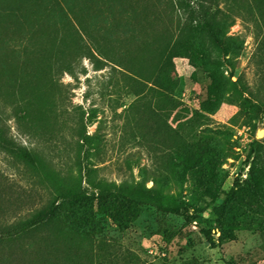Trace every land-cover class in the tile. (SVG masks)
<instances>
[{"label": "rangeland", "instance_id": "rangeland-1", "mask_svg": "<svg viewBox=\"0 0 264 264\" xmlns=\"http://www.w3.org/2000/svg\"><path fill=\"white\" fill-rule=\"evenodd\" d=\"M189 1L0 0V127L37 157L0 148V232L98 184L178 208L127 222L96 202L90 227L67 209L0 264H264V11L202 0L232 15L216 49L189 37Z\"/></svg>", "mask_w": 264, "mask_h": 264}, {"label": "trees", "instance_id": "trees-1", "mask_svg": "<svg viewBox=\"0 0 264 264\" xmlns=\"http://www.w3.org/2000/svg\"><path fill=\"white\" fill-rule=\"evenodd\" d=\"M252 2L256 6V9L264 11V0H252ZM228 4L229 0H226V5ZM214 12L211 15L212 19L209 20V12L204 11L202 0H190L188 3V17L190 20L188 25L189 37L194 40L206 39L213 48L223 49L225 47L223 46L225 40L226 42H236L238 40L227 37L228 30L234 22L231 20L232 15L223 11L221 7L217 6ZM191 53L189 52V55H192ZM232 85L234 86L235 93L242 97L246 88L241 81L232 83ZM244 102H248V100H244ZM249 109L251 111L250 127L253 131H257L258 122L262 121L264 123V102H249ZM254 145L259 148L262 144L256 140ZM0 148L29 163L37 162V157L33 153L25 148L18 147L5 135L1 127ZM258 150L256 149L257 152H259ZM96 189L97 192L92 194V197L86 193L78 194L70 203L62 204L54 212L52 210L42 209L26 219L3 227L0 232V242H13L14 240L25 237L30 231L42 228L45 223L62 220L65 217L64 215L67 209L83 212L86 217L84 222L87 224V227H90L92 219L94 218V205L96 202L100 206L103 204L105 210L119 212L116 218L123 219V221L127 222L135 221L139 216L140 208L143 206L154 207L160 211L174 210L178 212L177 205H175L176 202L165 199L161 195L154 194L152 190L146 188L132 190L126 184L120 186L115 184H98L96 185Z\"/></svg>", "mask_w": 264, "mask_h": 264}]
</instances>
